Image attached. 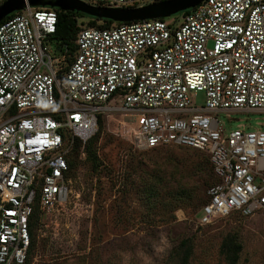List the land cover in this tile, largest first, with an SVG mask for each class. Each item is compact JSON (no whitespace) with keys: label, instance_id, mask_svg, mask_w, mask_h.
Returning <instances> with one entry per match:
<instances>
[{"label":"built area","instance_id":"obj_1","mask_svg":"<svg viewBox=\"0 0 264 264\" xmlns=\"http://www.w3.org/2000/svg\"><path fill=\"white\" fill-rule=\"evenodd\" d=\"M79 1L130 8L142 0ZM187 11L181 22L80 28L72 55L48 53L56 9L26 5L0 23V264H26L34 208L41 222L69 201L68 156L112 109L141 116L131 137L138 150L209 157L217 182L198 224L257 214L264 230V130L225 134L214 116L264 113V0H204Z\"/></svg>","mask_w":264,"mask_h":264},{"label":"rangeland","instance_id":"obj_2","mask_svg":"<svg viewBox=\"0 0 264 264\" xmlns=\"http://www.w3.org/2000/svg\"><path fill=\"white\" fill-rule=\"evenodd\" d=\"M151 3L153 0H142L136 6ZM185 13L165 21L181 22ZM83 15L78 20L80 28H91L88 21L96 18ZM46 45L50 55L56 54L54 41ZM195 103L202 106L204 95L199 94ZM109 106L119 104L112 100ZM214 116L225 134L236 129L264 130V113L257 111H225ZM101 117L102 131L95 146L104 169L96 176L90 173L84 147L77 152L78 166L69 158V201L42 216L34 232L36 248L31 264H165L172 249L188 237L194 243L192 264H226L220 245L229 236H235L241 245L238 264H264V230L259 215H232L210 225L198 224L199 205L207 199L215 179L214 173L196 169L208 160L205 153L174 146L138 150L131 137L140 125L139 114L112 109ZM97 132L98 127L95 135ZM151 175L163 176L173 190L188 184L196 186L198 193L174 215L166 208L149 209L142 193ZM159 214L170 221L164 222Z\"/></svg>","mask_w":264,"mask_h":264},{"label":"trees","instance_id":"obj_3","mask_svg":"<svg viewBox=\"0 0 264 264\" xmlns=\"http://www.w3.org/2000/svg\"><path fill=\"white\" fill-rule=\"evenodd\" d=\"M163 1V0H162ZM40 9V7H37ZM50 8V7H46ZM188 12V11H187ZM57 13V26H56V33L53 37V40L56 43V50L58 52L64 53L67 52L68 55H72L75 51L74 46V40L76 37L77 32L80 30V26L78 24V20L82 18L84 15L81 13L76 12H64L61 10L56 9ZM12 15V14H11ZM7 16L3 21L10 18V16ZM165 20V19H162ZM101 22L99 25L98 22ZM114 22L109 20H91L88 21L89 27H96V28H110ZM101 115H98V132L93 137V139L88 140L85 145L84 149L87 155V161L90 173L93 176H96L104 169V164L98 154V149H96V143L99 139L100 132L102 131V119ZM82 147L80 142H76V145L73 148V155L71 153L69 158L72 157V161L78 166V160H77V152ZM168 147V146H167ZM157 148H163V147H157ZM154 148V149H157ZM183 148V147H178ZM187 149V148H185ZM195 151V150H193ZM198 152V151H197ZM68 158V163H69ZM207 161L204 163H200L196 166V169H199V171L203 172L206 170V172L214 173L212 165L210 163L209 157L207 156ZM73 175H75L73 173ZM213 180V178L211 177ZM150 184L146 186V189H144V193H142L143 199L146 203V205L150 208H154L156 210H159L158 208H166L165 210H169L170 215H174V212L181 208V205L184 203H191L194 200V197L198 193V188L194 185H188V184H180L173 190V187L170 188L165 183L163 176H154L151 175L149 177ZM217 182V179L215 177L214 183ZM211 186V185H210ZM207 199L202 201V204H200V210L202 207L206 204ZM189 205V204H188ZM194 207V206H193ZM40 211L38 207L36 206L34 208V213L30 219V233H31V239H30V246L28 249V257L26 264H31L32 262V254L35 252L36 243H35V230L37 231V227L40 224ZM198 217L197 220L199 218ZM162 215V214H159ZM238 216V215H236ZM240 217V216H239ZM161 218L164 222L170 221L169 217L167 218ZM175 217L173 216L172 219ZM36 233V232H35ZM193 238H183L179 244L172 249L171 253L168 256V261H166L165 264H192V257H193ZM241 251V245L236 241L235 236H229L228 238H225L223 242L220 245V253L224 258V261L226 264H238V255Z\"/></svg>","mask_w":264,"mask_h":264},{"label":"water","instance_id":"obj_4","mask_svg":"<svg viewBox=\"0 0 264 264\" xmlns=\"http://www.w3.org/2000/svg\"><path fill=\"white\" fill-rule=\"evenodd\" d=\"M204 0H163L140 7L102 8L79 0H5L0 3V23L14 12L29 7H50L64 12L82 13L96 19L130 23L149 19H165L196 7Z\"/></svg>","mask_w":264,"mask_h":264}]
</instances>
